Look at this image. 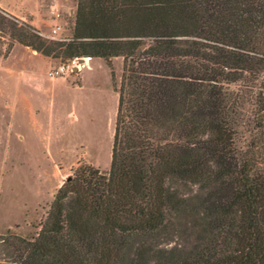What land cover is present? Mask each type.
Instances as JSON below:
<instances>
[{"label":"trees","instance_id":"obj_1","mask_svg":"<svg viewBox=\"0 0 264 264\" xmlns=\"http://www.w3.org/2000/svg\"><path fill=\"white\" fill-rule=\"evenodd\" d=\"M50 59L121 58L108 170L81 165L2 264H264V0H76ZM248 140L237 145L241 132Z\"/></svg>","mask_w":264,"mask_h":264},{"label":"rangeland","instance_id":"obj_2","mask_svg":"<svg viewBox=\"0 0 264 264\" xmlns=\"http://www.w3.org/2000/svg\"><path fill=\"white\" fill-rule=\"evenodd\" d=\"M75 1L0 0V10L20 22L34 20L46 39L64 40ZM7 43L0 33V52ZM75 59L79 65L83 59L84 66L50 77L51 69L72 60L45 59L15 43L0 58V235L32 237L56 190L79 166L100 174L108 170L116 108L112 85L118 83L122 60L109 61L112 82L102 60ZM43 72L47 83L32 81ZM247 140L242 131L237 145Z\"/></svg>","mask_w":264,"mask_h":264},{"label":"built area","instance_id":"obj_3","mask_svg":"<svg viewBox=\"0 0 264 264\" xmlns=\"http://www.w3.org/2000/svg\"><path fill=\"white\" fill-rule=\"evenodd\" d=\"M56 30H58V28H55L52 30V32H55ZM80 62V65L78 63V61L76 59H72V61L70 62L71 64L69 65H66V66H57L55 67L54 69H51L49 72H48V75L50 77H55V76H60L61 74H63L64 72H66V70L68 71H71L74 67V69H79L80 67H83L84 66V62H83V59L79 60Z\"/></svg>","mask_w":264,"mask_h":264},{"label":"crops","instance_id":"obj_4","mask_svg":"<svg viewBox=\"0 0 264 264\" xmlns=\"http://www.w3.org/2000/svg\"><path fill=\"white\" fill-rule=\"evenodd\" d=\"M34 20H30L29 21V24L32 26V27H34V28H36L37 29V27L34 25V22H33ZM43 58H45V57H43ZM46 59V58H45ZM89 59V58H88ZM33 60V59H32ZM88 61H92V59H89ZM45 65H46V63H47V60H45ZM88 63V62H87ZM46 75L44 74V72L42 73V75L41 76H38L37 77V79L35 80V78L34 77H32V81H39V82H41V81H44V82H46ZM47 83V82H46ZM33 86V85H32ZM32 110H34V108H32ZM37 113V111L35 112V110H34V117H35V119H36V114ZM36 123H38V121L36 120Z\"/></svg>","mask_w":264,"mask_h":264},{"label":"bare ground","instance_id":"obj_5","mask_svg":"<svg viewBox=\"0 0 264 264\" xmlns=\"http://www.w3.org/2000/svg\"><path fill=\"white\" fill-rule=\"evenodd\" d=\"M87 60H88V58H86L84 61H86V62H87Z\"/></svg>","mask_w":264,"mask_h":264},{"label":"water","instance_id":"obj_6","mask_svg":"<svg viewBox=\"0 0 264 264\" xmlns=\"http://www.w3.org/2000/svg\"><path fill=\"white\" fill-rule=\"evenodd\" d=\"M67 180H68V179H67ZM67 180H66V181H67Z\"/></svg>","mask_w":264,"mask_h":264}]
</instances>
